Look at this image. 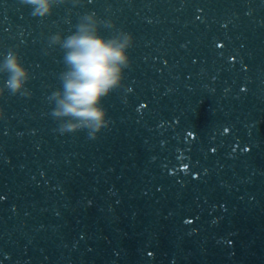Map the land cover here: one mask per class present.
<instances>
[{
    "label": "clouds",
    "instance_id": "clouds-1",
    "mask_svg": "<svg viewBox=\"0 0 264 264\" xmlns=\"http://www.w3.org/2000/svg\"><path fill=\"white\" fill-rule=\"evenodd\" d=\"M29 6L33 17L44 18L53 13L54 7L65 0H20ZM101 28L113 30L107 38ZM135 37L120 29L111 19H103L94 11L79 18L76 30L70 35L56 32L48 37L49 48L63 50L65 70L59 75L61 88L48 97L54 104L50 115L58 122L57 131L63 134L86 132L89 139H97L110 125L104 101L113 92L125 87V71L131 67L130 49ZM0 74L6 79L0 86V97L5 93L31 97L27 87L31 80L29 69L15 49H10L0 61ZM5 111L0 106V119Z\"/></svg>",
    "mask_w": 264,
    "mask_h": 264
}]
</instances>
